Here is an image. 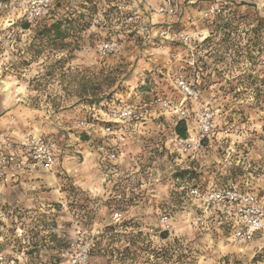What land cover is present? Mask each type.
Segmentation results:
<instances>
[{"label":"rangeland","instance_id":"1","mask_svg":"<svg viewBox=\"0 0 264 264\" xmlns=\"http://www.w3.org/2000/svg\"><path fill=\"white\" fill-rule=\"evenodd\" d=\"M175 2L176 14L166 16L139 0H99L101 24L75 25L69 33L78 29V37L66 46L40 41L37 26L20 19L0 28V118L17 133L49 139L57 155L49 172L0 190V253L14 264H64L77 238L87 264H264L260 236L233 242L187 193L192 184L232 182L264 195V0ZM54 7L92 14L86 0ZM103 39L116 40L117 52L99 57ZM155 98L184 106L192 132L200 113L212 111L209 138L194 158L170 152L180 119L154 103L148 129L129 136L107 182L94 164L100 125L91 134L80 122L100 124L106 108Z\"/></svg>","mask_w":264,"mask_h":264},{"label":"built area","instance_id":"2","mask_svg":"<svg viewBox=\"0 0 264 264\" xmlns=\"http://www.w3.org/2000/svg\"><path fill=\"white\" fill-rule=\"evenodd\" d=\"M58 0H0V17L4 24L12 25L14 19L24 20L29 23L47 18ZM153 13L172 16L176 14L178 5L175 0H163L161 4L154 5L149 0H139ZM105 7L98 9L90 19V26L97 27L103 20ZM134 20V14L127 15L126 21ZM145 38L151 37V30L147 25L140 28ZM160 36H167L166 30H160ZM180 39L187 43L190 41L188 34H181ZM119 44L113 39L100 40L96 46L99 57H106L117 52ZM178 88L189 98L196 96L184 80L178 82ZM158 104L166 113L186 121L188 113L182 105H174L167 98H155L149 102L137 104L114 105L107 110L100 111L99 123L95 120L90 123L81 121L80 125L87 133L92 128L100 125V142L95 145L94 152L99 162L107 165L118 160L123 154L127 142L128 130L126 126L131 122H144L152 117V104ZM214 113L204 110L198 117L197 127L194 132L186 129V135L176 133L172 137V149L182 156L197 154L203 143L213 130ZM235 134L239 133L236 128ZM53 143L38 134H29L21 139L15 138L10 132L0 130V190L13 183L26 170L50 171L54 164ZM191 197L199 203L201 216L208 219L212 215L228 230L232 241L237 244L251 242L256 236L264 240V195L240 187L235 183L224 185H209L201 187L192 185L188 189ZM161 223L167 225L166 215L161 217ZM79 233L80 230L78 229ZM72 247L64 264H87L88 248L81 239L69 243ZM75 247V248H74ZM74 248V249H73ZM0 264H14V261L0 253Z\"/></svg>","mask_w":264,"mask_h":264},{"label":"trees","instance_id":"3","mask_svg":"<svg viewBox=\"0 0 264 264\" xmlns=\"http://www.w3.org/2000/svg\"><path fill=\"white\" fill-rule=\"evenodd\" d=\"M91 5V9H87L88 13L89 10H91V15L86 14L83 12H77L74 8L73 9H67L62 14H60L55 7H53L51 11V15L47 18L40 19L33 23L35 26H37L38 34L40 36V41H42L43 38H46L47 41H49L51 44H57V43H63L69 36L74 37L77 39L78 37V29H81V27L85 28L87 23L90 21L91 17L96 12L99 0H86ZM111 1V0H107ZM119 1V0H118ZM23 26L26 28L29 24V22H26L24 20ZM81 23V25H79ZM85 24V25H84ZM75 25L78 26V29L75 31H72L70 34L69 31L75 27ZM80 31V30H79ZM62 46H66L69 44L63 43ZM104 110H107L104 109ZM175 133L180 136L186 135V126L184 123V120H179L175 125ZM225 227V226H224ZM226 229V227H225ZM226 232L228 230L226 229ZM166 235V232H164L163 236Z\"/></svg>","mask_w":264,"mask_h":264},{"label":"crops","instance_id":"4","mask_svg":"<svg viewBox=\"0 0 264 264\" xmlns=\"http://www.w3.org/2000/svg\"><path fill=\"white\" fill-rule=\"evenodd\" d=\"M151 1H153V3H155V2H157V0H151ZM158 3V2H157ZM162 3V1L160 2V4ZM155 5H159V4H155ZM4 18L3 17H0V28H3L4 27ZM153 117V116H152ZM152 117H150L148 120H146V121H144V122H138V123H136V122H131L130 124H128L127 126H126V128H127V130H128V137H127V140L129 139V136H131L132 134H142V133H144L147 129H148V127H149V124L152 122ZM11 122H9L8 121V119H6V118H0V130H6V131H8V132H10V133H12V135L15 137V138H17V139H21V138H23V137H25L26 136V133H17V132H15V130H12V128L10 127L11 126V124H10ZM97 130H96V126L94 127V128H92V131H90L91 132V134H93V133H95ZM175 134V132H173V135ZM38 135H40V134H38ZM173 135L171 136V138H170V142H172V137H173ZM127 143V142H126ZM126 146V144L124 145V147ZM171 148H172V143H171ZM53 149H54V164H53V166H55V164H56V162H57V155H56V153H55V148L53 147ZM123 151H124V148H123ZM170 152H174L173 151V149H170ZM174 153H176V152H174ZM176 154H178V153H176ZM179 155V154H178ZM196 156L198 155V154H195ZM194 155V156H195ZM180 156H182V155H180ZM194 156H191V158H194ZM121 158L122 157H120L118 160H116L115 162H113L112 164H107V165H105V164H103V163H101V162H99V160H98V158H97V156H96V154H95V159H96V161L94 162V164H95V166H96V168H97V170L102 174V176L104 177L103 179L104 180H108L107 182H110L109 181V177H112V175H114V174H116V172H117V166L119 165V163H120V161H121ZM94 159V158H93ZM53 168V167H52ZM38 171H35V170H26L20 177H18L17 178V180L16 181H18V180H20L21 178H24V177H26V176H29V175H31V174H36ZM44 172H49V171H44ZM29 177H31V176H29ZM16 181H14V182H16ZM11 184V183H10ZM10 184H8V185H6L4 188H6L7 186H9ZM192 185H197V184H192ZM192 185H190V186H192ZM188 193V192H187ZM188 196L190 197V200H192V203H191V205H195L196 206V209L197 208H199V202L196 200V199H194L193 197H191L190 195H189V193H188ZM211 219L210 220H214L215 222H218L217 221V218H216V216H211L210 217ZM219 223V222H218Z\"/></svg>","mask_w":264,"mask_h":264}]
</instances>
